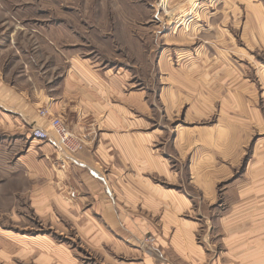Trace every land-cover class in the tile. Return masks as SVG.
I'll list each match as a JSON object with an SVG mask.
<instances>
[{
  "label": "rangeland",
  "instance_id": "rangeland-1",
  "mask_svg": "<svg viewBox=\"0 0 264 264\" xmlns=\"http://www.w3.org/2000/svg\"><path fill=\"white\" fill-rule=\"evenodd\" d=\"M262 29L264 0H0V238L36 231L46 249L0 264H264ZM69 80L104 106L80 110L94 121L79 132L67 114L79 149L109 131L132 133L137 160L149 146L143 170L124 167L150 186L123 221L31 207L37 185L67 184L65 153L6 112L5 90L62 96Z\"/></svg>",
  "mask_w": 264,
  "mask_h": 264
},
{
  "label": "crops",
  "instance_id": "crops-1",
  "mask_svg": "<svg viewBox=\"0 0 264 264\" xmlns=\"http://www.w3.org/2000/svg\"><path fill=\"white\" fill-rule=\"evenodd\" d=\"M262 31L264 32V29H262ZM262 31L259 32L261 35ZM86 73L92 79L94 78L96 81H100L101 75L98 73L94 71L91 73L86 71L83 72L85 76H87ZM100 86L105 89L101 81ZM41 89L42 94L36 99H30L28 95L22 98L23 95L21 93L14 91L10 93L8 90H5L6 112H14L19 114V118L28 119L32 122L37 121L40 125L48 126V117L51 115L61 116L63 121L68 124L67 114L74 111V117H76L77 120L74 125V130H78L79 132L85 124H90L91 126L94 121L92 119L93 121L87 124V120L83 119L80 110L94 111L99 107H101L99 109H104V106L102 107L98 100H94L85 92L84 87L78 84L76 86L73 82H70V80L69 90L67 92L64 91L62 96L51 93L50 90L45 87ZM11 90L13 89L11 88ZM41 108L47 109L49 112L48 117L40 116L39 110ZM126 121H131V117H125V122ZM86 137V139L83 138L86 143V148L84 150L79 149L76 152H65V156L61 158V160L65 161L66 168L63 170L58 169V174L66 175L67 184L55 179L52 181L53 183L37 185L36 189L31 191V197L28 196L31 200V207L36 210V214L43 223L44 221L42 218L44 217L43 214H46V208L49 205L48 202H53L54 205L57 204V207L69 209V213L71 210L75 209V207L79 208V206H82L84 209L82 216L84 215L87 221H91L92 219H90L89 216L94 215L97 216L99 220L116 222L118 220H125L127 214L125 208L134 207L138 203L136 201L137 198L147 197L144 186H150V184L142 177L133 181L131 176H129L130 174L124 170V167L129 165L134 167L140 161L145 162L148 160L149 146L141 145L140 160H137L135 158V153H132L134 148H131V146L129 147V142L125 141L132 138V133H121V135H119L116 134V132L109 131L101 132L98 135H87ZM48 142L55 147L53 141ZM140 167H134L136 172L138 170H143V168L140 169ZM121 171L124 172L122 174L123 176L121 175ZM40 173L45 174L41 171ZM66 192L68 193V197L65 195ZM74 193L75 195L72 197ZM49 194H52V196L50 197ZM151 195L150 193V198ZM147 201H149V199H147ZM22 222L23 221H21V223ZM48 225L50 228L54 227V225ZM9 232L10 235L3 236V239L0 238V255L2 254V257H4L8 263L12 261L13 255L16 254V256H20V260H22V258L25 259L26 257L22 256H27V252L36 256L37 260L39 259V255L44 258L46 249L43 239L45 237H40L41 235H28L37 234L39 232H14V230L11 231V229ZM43 233L40 232V234ZM82 234L86 238L110 236L109 233L102 229H100V232H95V234L88 233L86 229H83ZM53 246L54 245H52L51 248ZM47 247L49 248L47 250L51 249L50 246ZM55 249L57 251H55ZM52 250L54 254H60L61 249L59 246H54L51 251ZM73 250L75 251V248H73ZM54 254L52 255L54 256ZM65 255L69 257L68 264H77L76 261L73 260L76 255L73 254L72 259L68 252H66ZM58 262L60 261L58 260ZM13 264L15 263L13 262ZM42 264L44 263L42 262Z\"/></svg>",
  "mask_w": 264,
  "mask_h": 264
},
{
  "label": "built area",
  "instance_id": "built-area-1",
  "mask_svg": "<svg viewBox=\"0 0 264 264\" xmlns=\"http://www.w3.org/2000/svg\"><path fill=\"white\" fill-rule=\"evenodd\" d=\"M41 117H48L47 109L39 110ZM48 126L36 124L32 127L31 133L36 139L41 141H53L61 153L76 152L81 148L80 139L71 132L68 125L59 115H51Z\"/></svg>",
  "mask_w": 264,
  "mask_h": 264
}]
</instances>
